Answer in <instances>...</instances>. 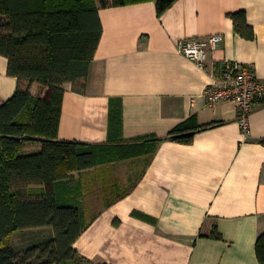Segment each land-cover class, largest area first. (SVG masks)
<instances>
[{
	"label": "crops",
	"instance_id": "obj_1",
	"mask_svg": "<svg viewBox=\"0 0 264 264\" xmlns=\"http://www.w3.org/2000/svg\"><path fill=\"white\" fill-rule=\"evenodd\" d=\"M240 11L252 40L235 29L231 14ZM99 15L103 34L86 91L65 86L58 134L96 153L94 168L63 182L85 227L75 250L93 264H260L264 100L245 133L236 107L209 104L205 90L226 63L250 67L264 82V0H177L160 16L144 0ZM214 34L224 42L206 68L179 53V41ZM8 68L0 55V104L19 87ZM31 92L45 90L33 84ZM185 124L196 129L191 143L166 140ZM156 139L164 140L147 154ZM41 148L29 142L23 153ZM215 228L220 239L211 237Z\"/></svg>",
	"mask_w": 264,
	"mask_h": 264
},
{
	"label": "trees",
	"instance_id": "obj_2",
	"mask_svg": "<svg viewBox=\"0 0 264 264\" xmlns=\"http://www.w3.org/2000/svg\"><path fill=\"white\" fill-rule=\"evenodd\" d=\"M143 1L0 0V55L19 81L15 94L0 104V264H93L74 248L85 227L81 210L65 199L63 182L94 168L96 153L94 147L58 138L65 86L78 94L86 91L103 34L100 9ZM154 1L159 16L177 2ZM231 17L241 36L255 37L244 11ZM33 84L45 93L34 96ZM195 130L180 125L166 140L189 144ZM163 140H153L147 154ZM37 141L40 151L23 153L26 143ZM46 228L52 234L22 252L10 243L16 232ZM211 237L221 238L216 228ZM256 254L264 264V233Z\"/></svg>",
	"mask_w": 264,
	"mask_h": 264
},
{
	"label": "built area",
	"instance_id": "obj_3",
	"mask_svg": "<svg viewBox=\"0 0 264 264\" xmlns=\"http://www.w3.org/2000/svg\"><path fill=\"white\" fill-rule=\"evenodd\" d=\"M224 42L221 34L202 38L184 39L178 43V51L201 68L210 51H215ZM209 104L232 103L238 112L239 122L245 133L249 132V118L258 101L264 100V82L260 81L250 67L226 63L222 71L205 90Z\"/></svg>",
	"mask_w": 264,
	"mask_h": 264
},
{
	"label": "rangeland",
	"instance_id": "obj_4",
	"mask_svg": "<svg viewBox=\"0 0 264 264\" xmlns=\"http://www.w3.org/2000/svg\"><path fill=\"white\" fill-rule=\"evenodd\" d=\"M52 229L46 228L41 230H26L16 232L10 238V243L17 248L19 251L26 250L32 244L41 242L42 240L48 238L52 233Z\"/></svg>",
	"mask_w": 264,
	"mask_h": 264
}]
</instances>
